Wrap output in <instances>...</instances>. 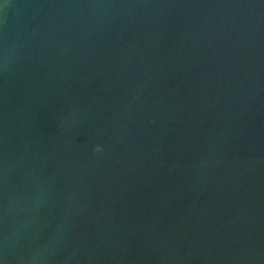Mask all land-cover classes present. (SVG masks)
Segmentation results:
<instances>
[{
  "label": "water",
  "instance_id": "95a60500",
  "mask_svg": "<svg viewBox=\"0 0 264 264\" xmlns=\"http://www.w3.org/2000/svg\"><path fill=\"white\" fill-rule=\"evenodd\" d=\"M0 264H264V0H0Z\"/></svg>",
  "mask_w": 264,
  "mask_h": 264
}]
</instances>
